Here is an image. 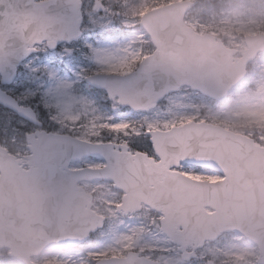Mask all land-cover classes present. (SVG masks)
<instances>
[{"label": "snow or ice", "instance_id": "1", "mask_svg": "<svg viewBox=\"0 0 264 264\" xmlns=\"http://www.w3.org/2000/svg\"><path fill=\"white\" fill-rule=\"evenodd\" d=\"M224 0H0V175L85 189L15 226L48 264H264V20Z\"/></svg>", "mask_w": 264, "mask_h": 264}, {"label": "water", "instance_id": "2", "mask_svg": "<svg viewBox=\"0 0 264 264\" xmlns=\"http://www.w3.org/2000/svg\"><path fill=\"white\" fill-rule=\"evenodd\" d=\"M100 154L71 150L59 169L46 176L24 180L8 174L0 177V249L11 250L10 256L22 264H32L31 258L40 255L42 248L30 243L15 226L16 219L25 212L37 215L54 214L64 208L75 206L83 194L77 188L69 164L83 158Z\"/></svg>", "mask_w": 264, "mask_h": 264}, {"label": "rangeland", "instance_id": "3", "mask_svg": "<svg viewBox=\"0 0 264 264\" xmlns=\"http://www.w3.org/2000/svg\"><path fill=\"white\" fill-rule=\"evenodd\" d=\"M231 2L234 6L238 7L243 15L240 20L248 23L252 20H264V0H224V3ZM98 161L96 159H88L82 163L71 165L72 169H76L84 165V163ZM36 264H48L46 255L34 260ZM0 264H17L9 256L7 252L0 251Z\"/></svg>", "mask_w": 264, "mask_h": 264}]
</instances>
